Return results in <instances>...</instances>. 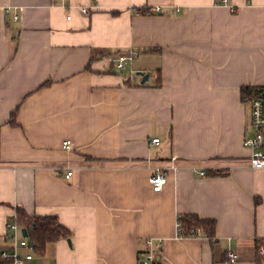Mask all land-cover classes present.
<instances>
[{
    "label": "crops",
    "instance_id": "crops-1",
    "mask_svg": "<svg viewBox=\"0 0 264 264\" xmlns=\"http://www.w3.org/2000/svg\"><path fill=\"white\" fill-rule=\"evenodd\" d=\"M229 4L0 0V250L20 209L72 231L27 264H145L147 240L161 264H264V169L243 145V89L264 88V0ZM190 215L215 237L177 238Z\"/></svg>",
    "mask_w": 264,
    "mask_h": 264
},
{
    "label": "built area",
    "instance_id": "built-area-1",
    "mask_svg": "<svg viewBox=\"0 0 264 264\" xmlns=\"http://www.w3.org/2000/svg\"><path fill=\"white\" fill-rule=\"evenodd\" d=\"M222 4L231 7L235 10L230 4L229 0H222ZM157 12L160 11L159 8L156 9ZM82 13H87V9L84 8L81 10ZM70 19V17L68 18ZM139 56V52L136 50H130L128 52H119L115 54L110 59V62L113 66L119 70L124 71L128 67H131ZM245 101L250 105V130L251 134H247L243 145L245 148L251 151L250 156V165L253 169L260 170L264 169V88H261V91L258 94L250 95L245 99ZM160 140H153V144H159ZM63 147L66 150L72 149V144L70 141L64 142ZM176 170L175 167L171 168ZM168 171L167 169L157 168L150 177V183L153 186L155 192H161L168 180ZM73 173H69L66 178L70 179ZM202 176H206L203 172ZM8 229L11 232V241L13 247L11 249L0 250V264H27L32 261L35 257V248L30 244L28 238L23 236L22 226L19 223V216L16 213L10 222L8 223ZM176 235L177 238H188L183 235V225L181 217L178 218L176 224ZM189 237L192 238H207L206 233L200 229H192ZM146 254H145V264H156L155 254L156 251L160 250L162 245L159 243L156 247L154 246L153 240H147L145 242ZM25 249L27 253L21 254L20 250ZM260 255L264 256V247L260 249ZM230 260H235L237 255L235 253H229L228 255Z\"/></svg>",
    "mask_w": 264,
    "mask_h": 264
},
{
    "label": "trees",
    "instance_id": "trees-1",
    "mask_svg": "<svg viewBox=\"0 0 264 264\" xmlns=\"http://www.w3.org/2000/svg\"><path fill=\"white\" fill-rule=\"evenodd\" d=\"M148 12L149 10L145 11V13ZM260 91L261 88L246 87L243 89L244 99L250 95L258 94ZM13 115H15V113ZM213 174L214 176L223 175L222 172H215ZM259 203L260 199L256 198L255 204L258 205ZM17 214L19 216L20 225L23 229H27L28 231V240L30 244L34 246L37 256H44L48 245L57 243L61 240H69L72 237V231L62 225L57 216L28 215L20 209H17ZM181 221L184 237L189 238L192 229H200L207 234L209 239L215 237L216 223L213 220H202L198 216L190 215L181 217ZM156 264L161 263L157 260Z\"/></svg>",
    "mask_w": 264,
    "mask_h": 264
},
{
    "label": "water",
    "instance_id": "water-1",
    "mask_svg": "<svg viewBox=\"0 0 264 264\" xmlns=\"http://www.w3.org/2000/svg\"><path fill=\"white\" fill-rule=\"evenodd\" d=\"M138 76H141V77H142V83H143V84L146 83V82H148L149 77H150L149 74H145V73H143V72L138 73ZM22 233H23V236H24V237H26V238L29 237V234H28L27 229H23V230H22ZM68 243L71 244V240H68Z\"/></svg>",
    "mask_w": 264,
    "mask_h": 264
},
{
    "label": "rangeland",
    "instance_id": "rangeland-1",
    "mask_svg": "<svg viewBox=\"0 0 264 264\" xmlns=\"http://www.w3.org/2000/svg\"><path fill=\"white\" fill-rule=\"evenodd\" d=\"M249 105V104H248ZM249 108H250V105H249ZM248 108V109H249ZM250 110V109H249ZM249 113H250V111H249ZM249 133L251 134V130H250V128H249ZM40 258H38V260H39Z\"/></svg>",
    "mask_w": 264,
    "mask_h": 264
}]
</instances>
